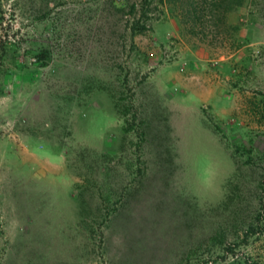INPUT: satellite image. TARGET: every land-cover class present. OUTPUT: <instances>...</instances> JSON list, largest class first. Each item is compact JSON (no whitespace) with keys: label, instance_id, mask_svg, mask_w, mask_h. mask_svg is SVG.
Instances as JSON below:
<instances>
[{"label":"rangeland","instance_id":"obj_1","mask_svg":"<svg viewBox=\"0 0 264 264\" xmlns=\"http://www.w3.org/2000/svg\"><path fill=\"white\" fill-rule=\"evenodd\" d=\"M139 1L0 0V264H264V0Z\"/></svg>","mask_w":264,"mask_h":264},{"label":"trees","instance_id":"obj_2","mask_svg":"<svg viewBox=\"0 0 264 264\" xmlns=\"http://www.w3.org/2000/svg\"><path fill=\"white\" fill-rule=\"evenodd\" d=\"M155 1L161 4H173L187 33L196 36H199V33L208 36L205 30L211 32V30L227 29L228 14L244 3V0H140L139 4L131 6L129 16L135 18L140 14L143 24L139 25L140 19H138L131 28L132 34H142L150 30L147 21L151 18L146 15V8L155 4Z\"/></svg>","mask_w":264,"mask_h":264}]
</instances>
